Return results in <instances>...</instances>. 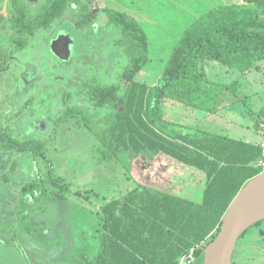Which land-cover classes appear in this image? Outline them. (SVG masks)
<instances>
[{"label": "rangeland", "instance_id": "obj_1", "mask_svg": "<svg viewBox=\"0 0 264 264\" xmlns=\"http://www.w3.org/2000/svg\"><path fill=\"white\" fill-rule=\"evenodd\" d=\"M22 1L33 15L46 2ZM87 1L71 2L63 17L49 28L39 29L26 49L17 51L13 41L17 33L12 27V1L0 0V10H6L5 20L0 23V47L10 54L7 67L0 69V128L19 121L20 126L12 130L18 129L20 133L21 125H25L36 136L40 133L37 139L45 144L48 155L46 160L12 153V158L3 163L6 169L3 171H8L14 159L34 162L31 174L25 178L21 175L18 183L5 185L6 193L1 196L4 205L0 212V264H86L87 259H94L100 244L102 206L137 186L136 154L129 153L126 158L120 153L106 158L108 150L98 135L109 127L115 110L96 107L94 89L119 83L130 64L123 43V27L108 21L106 11L126 12L148 33L152 60L137 78L155 85L188 26L212 9L245 3V0H93L83 9ZM89 14L95 18L79 28L76 23ZM59 29L77 37L69 60L49 52V42ZM203 66L210 79L228 85L238 82L237 89L226 92L222 109L217 113L169 100L165 109L171 119L259 142L263 137L260 123L264 121V62L260 63V70L247 73L209 60ZM76 107L90 119L89 124L80 116L59 120ZM33 179L40 184L35 195L22 193V185ZM42 187L48 195H42ZM173 190L200 197L192 189ZM53 193L60 197L59 201L54 200ZM21 197L27 202L23 208L19 207ZM234 261L264 264V219L240 238Z\"/></svg>", "mask_w": 264, "mask_h": 264}, {"label": "trees", "instance_id": "obj_2", "mask_svg": "<svg viewBox=\"0 0 264 264\" xmlns=\"http://www.w3.org/2000/svg\"><path fill=\"white\" fill-rule=\"evenodd\" d=\"M80 1L48 0L45 10L31 19L17 0L14 25L22 35L33 34L37 27L62 15L70 2ZM105 17L123 27L130 64L119 83L94 90L96 107L115 110L109 127L98 135L108 150L106 158L136 154L139 176L137 186L124 197L102 206L100 244L94 259H87L86 264H179L184 253L216 237L230 203L263 171L254 163L264 157V150L256 142L177 123L165 106L174 100L214 113L222 109L224 95L235 91L238 82L228 85L210 79L203 66L206 60L244 73L260 70L264 0L223 5L195 20L185 29L155 85L137 78L152 60L144 27L123 11L108 9ZM93 18L89 14L81 23ZM18 40L22 43L24 39ZM70 116L90 123L81 110L71 109ZM35 150L42 151V146L35 144ZM165 183L169 185L163 186ZM173 189H192L200 197ZM203 250L197 252L199 262Z\"/></svg>", "mask_w": 264, "mask_h": 264}, {"label": "flooded vegetation", "instance_id": "obj_3", "mask_svg": "<svg viewBox=\"0 0 264 264\" xmlns=\"http://www.w3.org/2000/svg\"><path fill=\"white\" fill-rule=\"evenodd\" d=\"M11 1H12L13 9H14V13H13V16H12V27L16 30V33H17V35L13 38V41L15 43V49L17 51H22V50L26 49V47L29 45V42L31 41V39H33V37H35V35H36V33H37V31L39 29L49 28V26L56 19H59V18L63 17L65 15L66 11H67V9H66V11H64V13L62 15L55 17L47 25H41V26L37 27L33 34L26 33V34L22 35L18 31L17 27L14 25V17L16 15L15 2L17 0L16 1L15 0H11ZM18 2L23 4L26 7L27 12H28L27 16L29 18H31V19H34L35 17H37V15H39L40 13H42L45 10V6L47 5L48 0H46L45 4H43V6L40 8V10L35 15L31 14V12H30V10H29V8H28L26 3H24L22 0H18ZM76 3H78V2H76ZM69 4H68V6H69ZM5 12H6L5 9L4 10L3 9L0 10V23H2L5 20V15H6ZM84 19H85V17L82 20H80V21H78L76 23V25L79 28L82 27L83 24L81 23V21H83ZM89 21L84 23V24L89 23ZM62 31L68 32V30L59 29L58 33L56 35H54V37L51 39V42H49V52L53 53L55 56H57V57H59L61 59H63V58L60 57L54 51L52 42L59 35V33L62 32ZM20 37H23V39H24L22 41V43H20L19 40H18ZM75 38L76 39L74 40V46H75V43L77 42V37L75 36ZM68 39H69V43H70L71 39L70 38H68ZM69 59L70 58L63 59V60H69ZM9 60H10V54L0 47V69L6 68L7 65H8ZM93 95H94V93H93ZM78 108L79 107H76L74 109L77 110ZM78 110H81V108L78 109ZM67 118H68L67 117V113H64V115L61 118H59V120H64V119H67ZM18 122L19 121H12V124H10V125L5 124L4 126H2L0 128V171L2 172V174H1L2 175V180H0V212L2 211V207L4 205V202L1 199V196L6 193L5 192V190H6L5 185H8L9 183H18L19 180H20L19 178L21 177V175H22L23 178H25L26 175L27 176L30 175L31 171H32L31 165L34 163L32 160H28L26 158L23 159L22 161H16L14 159V160H12L8 171H3V169L5 168L3 163L8 162V160L10 158H12L11 154L12 153H19L21 155L31 156L32 158H37L38 157V158H44L46 160L48 159V155H47V152H46L45 144L41 140L37 139L39 137L40 133H36L37 134V136H36L34 131L31 132L29 129H26L25 125L24 126L21 125V127H22L21 131L22 132L18 133L19 132L18 129H16V131H13L12 128H17L18 125L20 126V124ZM18 136L24 137V138H18ZM35 144L41 145L42 146V151L41 150L36 151L35 150ZM49 167L50 168H49L48 172L50 173L51 172V170H50L51 169V165L50 164H49ZM4 170H6V169H4ZM21 180H23V179H21ZM21 188H22L21 189L22 193L34 196L35 195V190L40 188V184L37 181H35V179H33L31 181L26 182L24 185H22ZM47 192L48 191L42 187V195H45V196L48 195ZM56 196H57L56 193L52 194V197L54 198V200L57 198ZM56 201H59V198H57ZM19 203H20L19 207H21V208L27 206V202L25 201V199L23 197L20 198Z\"/></svg>", "mask_w": 264, "mask_h": 264}, {"label": "water", "instance_id": "obj_4", "mask_svg": "<svg viewBox=\"0 0 264 264\" xmlns=\"http://www.w3.org/2000/svg\"><path fill=\"white\" fill-rule=\"evenodd\" d=\"M71 42L69 43V39ZM75 36L62 31L54 39V51L63 59L74 54ZM264 219V170L249 180L227 209L216 237L205 245L199 264H233L236 246L253 225Z\"/></svg>", "mask_w": 264, "mask_h": 264}, {"label": "built area", "instance_id": "obj_5", "mask_svg": "<svg viewBox=\"0 0 264 264\" xmlns=\"http://www.w3.org/2000/svg\"><path fill=\"white\" fill-rule=\"evenodd\" d=\"M261 131L263 134V137L259 142H257L258 145H260L263 150H264V121L261 123ZM256 166L262 167L264 169V157L259 159L257 162L254 163ZM205 248V246L199 245L195 248L190 249L186 253H184L182 256L179 258V264H199V258L197 256V252L200 248Z\"/></svg>", "mask_w": 264, "mask_h": 264}, {"label": "crops", "instance_id": "obj_6", "mask_svg": "<svg viewBox=\"0 0 264 264\" xmlns=\"http://www.w3.org/2000/svg\"><path fill=\"white\" fill-rule=\"evenodd\" d=\"M264 62V61H263ZM263 62H261V63H263ZM232 69H234V70H239V69H237V68H232ZM251 72H253V70L251 71ZM256 143H257V141H256ZM125 195H123L122 197H124ZM122 197H114V198H112V199H119V198H122ZM111 199V200H112Z\"/></svg>", "mask_w": 264, "mask_h": 264}]
</instances>
